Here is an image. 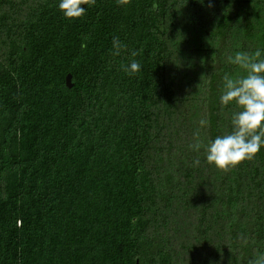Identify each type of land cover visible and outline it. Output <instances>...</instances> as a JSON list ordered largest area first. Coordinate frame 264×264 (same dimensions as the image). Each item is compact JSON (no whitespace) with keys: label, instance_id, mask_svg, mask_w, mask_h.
Returning a JSON list of instances; mask_svg holds the SVG:
<instances>
[{"label":"trees","instance_id":"1","mask_svg":"<svg viewBox=\"0 0 264 264\" xmlns=\"http://www.w3.org/2000/svg\"><path fill=\"white\" fill-rule=\"evenodd\" d=\"M155 2L95 0L66 19L57 0H0V264L264 251V148L227 171L188 148L201 118L203 139L230 130L221 77L240 70L226 57L264 47V0Z\"/></svg>","mask_w":264,"mask_h":264},{"label":"clouds","instance_id":"2","mask_svg":"<svg viewBox=\"0 0 264 264\" xmlns=\"http://www.w3.org/2000/svg\"><path fill=\"white\" fill-rule=\"evenodd\" d=\"M116 3L126 5L129 0H116ZM94 4L95 0H57L56 6L66 19H77ZM152 7H157L155 0ZM111 45L114 57L119 56L126 48L115 36ZM235 47L239 49L240 46L237 44ZM130 55L135 57L137 52L133 50ZM226 63L240 70L224 72L221 77L219 104L226 108L234 106L236 109L230 113V130L210 139H203L201 129L207 126V121L201 118L192 133V142L188 144L191 151L203 152L206 163L224 171L244 160L252 159L264 148V47H257L251 52L237 50L227 55ZM120 66L129 75L142 70L141 63L135 59L130 60L127 65L121 63ZM192 164L199 166V156ZM248 264H264V251H259L250 258Z\"/></svg>","mask_w":264,"mask_h":264},{"label":"water","instance_id":"3","mask_svg":"<svg viewBox=\"0 0 264 264\" xmlns=\"http://www.w3.org/2000/svg\"><path fill=\"white\" fill-rule=\"evenodd\" d=\"M66 83L68 86H71V75L70 74H68L66 77Z\"/></svg>","mask_w":264,"mask_h":264}]
</instances>
